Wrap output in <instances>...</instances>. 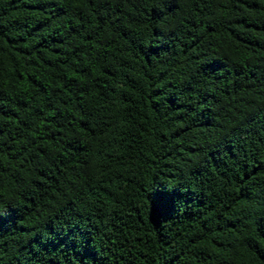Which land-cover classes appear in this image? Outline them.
Listing matches in <instances>:
<instances>
[{"label":"trees","instance_id":"1","mask_svg":"<svg viewBox=\"0 0 264 264\" xmlns=\"http://www.w3.org/2000/svg\"><path fill=\"white\" fill-rule=\"evenodd\" d=\"M0 264H264V0H0Z\"/></svg>","mask_w":264,"mask_h":264}]
</instances>
